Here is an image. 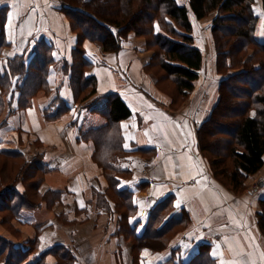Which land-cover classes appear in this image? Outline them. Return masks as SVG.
Listing matches in <instances>:
<instances>
[{
	"label": "crops",
	"instance_id": "0c3cea01",
	"mask_svg": "<svg viewBox=\"0 0 264 264\" xmlns=\"http://www.w3.org/2000/svg\"><path fill=\"white\" fill-rule=\"evenodd\" d=\"M1 6L7 7L4 33L8 43L1 59L24 55L28 60L39 40L51 46L53 59L47 77L50 94L32 98L27 107L16 110L15 93L10 111L0 114V124L4 123L0 150L21 154L22 173L29 165L36 166V174L42 176L37 193H48L38 209L0 212L4 214L0 239L21 256L16 264L40 260L57 264L52 253L43 256L55 246L73 253L72 264H169L172 254L187 263L200 244L209 246L212 264H264V235L256 218L264 192L248 188L233 193L221 186L197 146L196 129L218 100L220 75L211 33L216 12L199 20L190 15L194 45L203 62L193 90L174 106L171 91L159 89L157 79L146 71L152 50L133 33L117 52H104L88 40L82 43L84 58L91 63L85 76L95 77L96 92L78 102L68 81L78 39L58 10L57 0H2ZM255 38L264 42V13L259 15ZM56 94L66 106H61L63 114L54 119L50 117L55 105L46 114L42 108ZM112 94L121 98L130 115L115 125V136L110 134L117 145L100 152L99 143L90 136L114 128L100 114L104 97ZM89 101L94 105L86 104ZM103 159H118L127 174L118 177L117 189L132 193L136 214L128 222L130 229L135 227V235L143 233L149 212L165 199L171 202L165 221L180 219L182 209L189 214L191 220L170 237L165 251H138L131 239L115 235L114 203L109 200V212L96 206L95 195L108 188L99 165ZM260 172L264 177V166ZM21 182L18 179L14 191H24ZM4 189L5 183L0 191ZM9 197L6 207H18L20 202ZM0 264L7 262L0 260Z\"/></svg>",
	"mask_w": 264,
	"mask_h": 264
},
{
	"label": "trees",
	"instance_id": "16d2710c",
	"mask_svg": "<svg viewBox=\"0 0 264 264\" xmlns=\"http://www.w3.org/2000/svg\"><path fill=\"white\" fill-rule=\"evenodd\" d=\"M178 1L57 0L58 10L66 17L69 28L78 39L69 65V85L78 102L86 101L96 92L95 77L85 76L91 66L84 58L82 43L85 40L93 42L104 52H117L122 47L121 43L133 33L145 39L149 50L154 49L146 71L160 72L161 77L156 78L159 89L171 91L169 96L175 102L174 106L182 103L193 90L203 62L201 51L194 45L190 15L193 14L199 20L216 12L211 33L216 53V71L220 75L218 100L208 119L196 129L197 146L208 163L213 179L229 191L239 193L245 179L258 173L264 166V42L255 38L259 6L264 13V0H260V5L258 0H187L186 4ZM6 9L5 6L0 7V114L6 109L10 111L15 93L16 110L27 107L32 98L46 96L50 92L47 77L53 63L52 48L43 40L36 41L33 55L28 60L24 55L1 59L2 50L8 45L4 33ZM250 48L252 51L248 54ZM67 67L66 64L65 71ZM235 70L237 72H232ZM161 81L165 83L160 84ZM104 99L105 106L100 114L114 128H104V131L94 132L90 136L99 143L100 152L117 145L113 144L114 137H110V134L114 133L115 136V125L130 115V110L118 95L112 94ZM90 102L94 105V101L86 104ZM60 103L61 99L56 94L50 104L42 108L43 113L46 114L55 105L56 111L50 118H59L64 112L61 106H66ZM205 152L213 156L224 153L232 160V170L221 173L228 183L221 181L216 172L217 169L222 170L218 165L220 157L211 161ZM21 161V154L0 150V186L4 184L5 176L9 178L5 189L0 191V205H3L0 212L8 210L13 213L12 210L21 208L35 210L47 198V192L37 193L42 176L36 174V166L29 165L22 173ZM99 165L103 168L108 188L95 195L96 206L109 212V200L114 203L112 213L117 217L115 235L131 239L133 248L138 251H165L170 237L191 220L189 214L182 209L180 219L165 221L171 210L170 200L165 199L149 212L143 233L135 235V227L130 229L128 222L136 214L132 193L117 189L119 178L127 174L119 167L118 159H103ZM12 167L16 169V174H3ZM18 179L24 186L21 193L14 191ZM8 194L9 198L15 197L20 202L18 207H6L4 203ZM256 218L258 228L264 235V198L259 200ZM208 252L209 246L200 244L199 251L189 262L175 260L172 254L168 263L212 264ZM47 253L56 256L57 264H72L74 259L73 253L62 246L52 247L43 256ZM12 254L11 244L0 239V260L16 264L21 256L18 254L12 259ZM37 264H42V260Z\"/></svg>",
	"mask_w": 264,
	"mask_h": 264
},
{
	"label": "rangeland",
	"instance_id": "374dc122",
	"mask_svg": "<svg viewBox=\"0 0 264 264\" xmlns=\"http://www.w3.org/2000/svg\"><path fill=\"white\" fill-rule=\"evenodd\" d=\"M178 2H180V3H183V4H186V2H187V0H179ZM262 12L261 11H259V15L261 14ZM208 17V16H207ZM139 38H142V37H139ZM144 39V38H143ZM145 40V39H144ZM251 51H252V49L250 48V49H248V54H250L251 53ZM152 52H153V54L152 55H154V49L152 50ZM236 71V70H235ZM151 74H153L154 75V77L155 78H157V77H161V74H159V73H154V71H151L150 72ZM163 83H165V82H160V84H163ZM78 99L80 100L81 99V95L78 97ZM180 104H181V102H180ZM229 134H231V133H229ZM223 137V136H222ZM206 153V155H208L209 156V158L211 159V161H213V160H215V158H218V157H220V158H218V159H220L219 161H220V163H218V165H219V167L222 169V170H218L217 169V167H216V172L217 173H219V178L221 179V181H223V182H225V183H228V181H227V179L225 178V176H221V175H223V174H221V173H223V171H225V170H232V160L230 159V158H228V157H226L225 156V154L224 153H221V155L220 156H213V155H211L210 153H208V152H205ZM23 161H21V163H22ZM7 170H8V172H3V174H16L17 172H16V169L14 168V167H12L11 169H8L7 168ZM18 174H19V172H18ZM260 175H262V173L260 172V173H258L257 175H252V176H250V177H247L246 179H245V183H244V187H243V189L241 190V191H239V193H241L242 191H244V190H246V189H248V188H250L251 190H254V189H261V193H263L264 192V177H262V176H260ZM20 178V177H19ZM8 183L9 182V178L8 177H4V183ZM263 184V185H262ZM9 185L10 184H8V187H9ZM3 205H0V207H2ZM0 217L2 218H4V214H0ZM18 254L17 253H14L13 252V254H12V259H14L16 256H17Z\"/></svg>",
	"mask_w": 264,
	"mask_h": 264
},
{
	"label": "snow or ice",
	"instance_id": "6c2138e0",
	"mask_svg": "<svg viewBox=\"0 0 264 264\" xmlns=\"http://www.w3.org/2000/svg\"><path fill=\"white\" fill-rule=\"evenodd\" d=\"M0 2H2V0H0Z\"/></svg>",
	"mask_w": 264,
	"mask_h": 264
}]
</instances>
